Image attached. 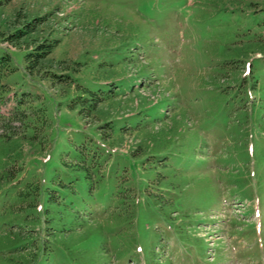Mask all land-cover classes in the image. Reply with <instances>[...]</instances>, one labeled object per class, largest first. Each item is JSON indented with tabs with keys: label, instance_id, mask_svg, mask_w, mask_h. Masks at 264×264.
<instances>
[{
	"label": "rangeland",
	"instance_id": "obj_1",
	"mask_svg": "<svg viewBox=\"0 0 264 264\" xmlns=\"http://www.w3.org/2000/svg\"><path fill=\"white\" fill-rule=\"evenodd\" d=\"M25 22L37 31L9 40ZM45 39L59 45L29 73L25 54ZM51 70L90 86L123 83L122 106L105 118L123 131L117 142L100 136L104 117L71 108ZM138 95L150 104L140 108ZM175 128L183 133L168 147L131 153ZM81 148L97 152L91 188L68 166ZM11 162L0 215L38 182L37 210L54 195L79 231H92L79 245L106 264H264V0H0V164ZM3 220L0 235L51 240L41 223ZM52 244L36 264H72Z\"/></svg>",
	"mask_w": 264,
	"mask_h": 264
},
{
	"label": "trees",
	"instance_id": "obj_2",
	"mask_svg": "<svg viewBox=\"0 0 264 264\" xmlns=\"http://www.w3.org/2000/svg\"><path fill=\"white\" fill-rule=\"evenodd\" d=\"M33 24L34 23L31 22H25L24 27L21 30L13 32L9 35L8 39L19 44L17 42L23 39L24 36L37 31L33 28ZM58 45L59 41L57 39H45L35 44L33 50L25 54L26 69L29 73L39 71L46 63L47 58L54 53ZM9 57L10 55L7 54L5 59L9 60ZM61 63L62 62L60 61L59 64ZM138 68H141L140 71L147 70V66L143 67V65ZM73 71L80 72L81 70L80 68L77 69L75 67ZM73 73L74 72L72 71H69V73H58L51 70L49 71V78L55 83H61L62 93L71 96V108L79 109L78 112L83 119L89 118L93 121L104 117V120H106L105 118L108 119L109 116H111L112 110H119L122 106V102L116 101L115 97L122 92H118V89H121L123 83L117 86L118 89H113L111 84L90 86L81 82L78 78L73 77ZM112 73L113 70H111V74ZM106 74L107 73H104V75ZM73 80L77 82L75 83ZM125 85L128 86V83H125ZM131 87H134V83H131L130 89ZM138 97L140 98L138 103L140 108L141 106L147 107L150 104V101H148L150 97L143 95H138ZM115 123L116 121L114 120H106L103 123V126L101 127L106 128L104 131H107V134H104V131L102 132V128H100L101 132L99 134L103 139L107 140V138H111V140L117 142L121 138L123 131L118 132V127L116 128ZM120 126H122L120 130L125 129V123ZM176 126L178 125L176 124ZM168 132L174 133L169 135H167V133H161L159 135L151 134L148 139L144 138V143L141 142L135 147V149H133V151H131V153L140 151L139 154L145 155L147 153L157 152L158 150L171 145L175 141L174 135H180V133H183L177 128ZM15 151L12 152L11 157L17 161L22 154L21 151L20 153ZM78 153L80 154V157H77V161L68 166L83 175L85 180L89 183V188H91V181L93 180L92 174L98 165V163L97 165L94 164L98 160L96 156L97 152L87 153L85 149L81 148ZM87 157L92 158V160H89ZM14 163L11 162V165L8 163L0 164V168L3 171L0 172V186L6 184V182H10L11 179L15 177L12 173L13 168L10 167L12 165L14 167ZM112 189L119 191L118 193L121 195L125 193V190H122L123 187L118 183L117 185L112 186ZM128 191L131 196H134L135 191L133 187H129ZM41 193V186L38 182H26L23 188H21L19 192H16L17 196L15 197V203L0 215V220L7 218V216L15 218L17 219L16 223L13 222L12 224L20 225L19 227L22 228L30 225V223H41L43 232L51 236V240L48 241L46 237H44L43 240H39V238L35 239L31 236L30 232L26 231H6L0 235L1 260L7 264H36L40 260L42 254L46 256L48 252L53 251L54 244L52 243L54 242L64 248L72 264H106L107 260L100 258L98 250H94L96 248H82L79 245L80 242L91 237L92 231L89 228L79 231L68 219L70 213H67L66 215L67 211L71 212L70 209L62 207L61 203L54 197V195L47 193V206L44 207L41 212L37 210L40 203L39 201L41 200ZM129 197L130 195L127 200L123 202V205L125 206L126 204L128 211L132 213L131 205H133V203L129 201ZM3 222L8 223V220H3ZM39 242H41V244H38ZM27 244L33 246L36 251H24L23 248H26ZM17 249L20 251L18 252Z\"/></svg>",
	"mask_w": 264,
	"mask_h": 264
}]
</instances>
